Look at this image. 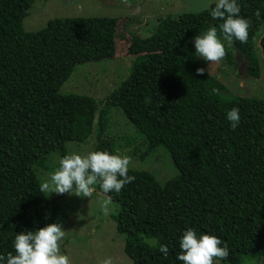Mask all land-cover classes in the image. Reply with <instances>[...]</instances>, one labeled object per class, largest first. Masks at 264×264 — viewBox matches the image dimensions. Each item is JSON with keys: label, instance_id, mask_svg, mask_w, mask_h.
<instances>
[{"label": "trees", "instance_id": "1", "mask_svg": "<svg viewBox=\"0 0 264 264\" xmlns=\"http://www.w3.org/2000/svg\"><path fill=\"white\" fill-rule=\"evenodd\" d=\"M33 2L0 0V254L12 251L15 232L64 225L67 212L39 191L34 167L53 151L67 154V142L87 141L94 126L93 150L117 154L106 128L118 108L142 137L141 157L163 147L177 169L160 184L151 172L129 168L135 179L119 193L93 185L118 205L116 228L126 235L131 264H181L177 237L186 227L227 243L229 256L220 264L264 259V99L233 94L194 56L191 41L209 25L222 38L221 21L206 9L158 17L150 35L131 37V72L98 105L92 97L59 91L76 64L114 56L117 18H55L26 32L23 20ZM238 3L249 22L248 39L225 45L222 60L235 65L239 55L246 75L257 79L264 0ZM233 106L240 114L235 129L225 119ZM161 243L169 247L167 257L157 251Z\"/></svg>", "mask_w": 264, "mask_h": 264}, {"label": "rangeland", "instance_id": "2", "mask_svg": "<svg viewBox=\"0 0 264 264\" xmlns=\"http://www.w3.org/2000/svg\"><path fill=\"white\" fill-rule=\"evenodd\" d=\"M209 0H34L23 20L26 32L44 28L55 18L69 17H114L117 18L115 52L111 58L78 63L74 71L60 88V93L84 95L94 98L98 105L118 88L131 72L134 57L127 53V45L133 35L146 37L151 34L158 17L176 16L183 12L205 10ZM264 33V26L259 34ZM256 49L262 60L258 41ZM237 63L228 66L223 60L208 62L200 59L206 70L218 78L228 90L239 97L264 99V62L260 61V77H248L245 61L239 55ZM108 117L106 133L115 140L118 154L130 158L129 168L151 172L160 184L177 174L171 158L163 147L154 153L143 155L145 144L133 124L118 108H112ZM96 126L88 140L82 143L67 142L66 153L86 154L94 149ZM141 138V139H138ZM138 139V140H137ZM127 141L130 143L126 144ZM121 148V149H120ZM144 149V150H143ZM142 152V153H141ZM60 153L51 152L44 158V165L35 166V175L41 184L57 166ZM89 197L76 194L47 193L67 212L68 218L62 226L65 236L60 242L63 253L69 257L70 264H103L111 258L112 264H131L125 253L126 235L118 232L115 216L118 205L107 195L94 190ZM109 201L108 212L101 208ZM155 244L153 239L146 240ZM244 264H264V259Z\"/></svg>", "mask_w": 264, "mask_h": 264}, {"label": "clouds", "instance_id": "3", "mask_svg": "<svg viewBox=\"0 0 264 264\" xmlns=\"http://www.w3.org/2000/svg\"><path fill=\"white\" fill-rule=\"evenodd\" d=\"M213 20H219L218 27L209 25L196 33L192 38L194 56L204 61L219 62L226 52L225 45L231 47L234 40L245 43L248 39L249 22L241 15L238 0H209L204 6ZM261 10L257 9L258 17ZM204 68H197L203 73ZM229 127L235 129L240 122L239 108L233 106L225 113ZM130 158L127 155L113 154L107 150H91L86 154L72 152L58 158V166L49 173L46 180L39 186L41 193L76 194L89 197L92 186L99 184L104 193H119L135 177L128 175ZM109 201L101 204L107 214ZM65 236L60 223H46L42 227L24 229L15 232L11 241L12 251L0 254V264H70L69 257L60 248ZM179 251L176 260L181 264H220L229 256V247L217 235L210 232H197L193 227L181 230L177 237ZM157 251L167 257L169 247L161 243ZM103 264H112L111 258Z\"/></svg>", "mask_w": 264, "mask_h": 264}]
</instances>
